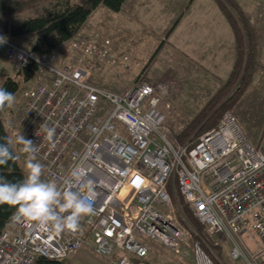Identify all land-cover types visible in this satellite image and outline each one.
Wrapping results in <instances>:
<instances>
[{
  "label": "built area",
  "instance_id": "1",
  "mask_svg": "<svg viewBox=\"0 0 264 264\" xmlns=\"http://www.w3.org/2000/svg\"><path fill=\"white\" fill-rule=\"evenodd\" d=\"M0 37V78L36 67V82L14 112L20 136L34 144L28 154L61 190L97 193L93 212L75 232L12 220L0 234V264L64 260L84 247L114 264H147L150 242L177 255L190 252L194 264H216L178 211L180 196L212 241L233 245L232 260L264 264V132L251 143L228 112L191 147V138L179 142L169 126L173 116L160 109L148 82L122 93L92 82L97 64L116 63L110 40L99 45L97 34L39 55L1 31ZM76 169L84 172L78 184L71 175ZM246 235L260 240L258 252L243 245Z\"/></svg>",
  "mask_w": 264,
  "mask_h": 264
},
{
  "label": "crops",
  "instance_id": "2",
  "mask_svg": "<svg viewBox=\"0 0 264 264\" xmlns=\"http://www.w3.org/2000/svg\"><path fill=\"white\" fill-rule=\"evenodd\" d=\"M235 1L262 36L258 52L259 75L264 72V0ZM95 28H101L108 35H120L118 37L129 43V73H134L129 88L140 80L148 82L155 87L158 96L168 98L177 113L175 116L183 121L192 120L200 113L230 78L235 67V33L216 0H125L120 12L101 6L72 40ZM97 34L90 39H95ZM33 79L35 77L29 81ZM21 80L26 82L23 77ZM16 124L19 129L17 119ZM5 126L9 131L6 122ZM11 134L16 152L15 137ZM190 224L191 229L197 232ZM244 237L252 243L248 247L244 242L248 251L255 253L260 250L261 242L256 236ZM187 254L191 256L190 252L178 256L186 258ZM64 260L65 264H114L89 247Z\"/></svg>",
  "mask_w": 264,
  "mask_h": 264
},
{
  "label": "trees",
  "instance_id": "3",
  "mask_svg": "<svg viewBox=\"0 0 264 264\" xmlns=\"http://www.w3.org/2000/svg\"><path fill=\"white\" fill-rule=\"evenodd\" d=\"M216 1L235 33L237 58L230 78L178 135L180 143L192 137L191 147L198 143L200 137L216 128L226 112L239 103L253 84L260 69L257 62L261 44L259 31L235 0ZM44 4L49 5L50 12L22 22L14 20L29 12L38 11ZM124 4L125 0H0V18L5 22L3 28L7 36L14 41L35 36L31 50L39 55H45L59 50L65 43L72 40L99 7L104 6L113 12H120ZM35 71L36 67L26 68L20 74L23 81L27 82L34 77ZM2 88L16 95L20 89V83L16 79L7 78ZM6 109L7 107L0 109V142H6L5 137L13 140L12 134L6 129L5 122L1 118V113ZM12 151L16 159L9 161L6 166H0V176L6 177L11 182H18L24 179L26 172L19 164L13 145ZM179 203L183 214L204 239L206 228L192 214L181 196ZM14 211V208L0 205V234L12 221ZM215 262L218 264L217 261ZM35 264H65V260L40 257Z\"/></svg>",
  "mask_w": 264,
  "mask_h": 264
},
{
  "label": "rangeland",
  "instance_id": "4",
  "mask_svg": "<svg viewBox=\"0 0 264 264\" xmlns=\"http://www.w3.org/2000/svg\"><path fill=\"white\" fill-rule=\"evenodd\" d=\"M48 12H50V7L48 4H44L38 11L29 12L25 15L15 18L14 20H16L17 22H22L28 18H34L39 16L40 14H44ZM4 25L5 22L2 21L0 18V31L3 33H4V28H3ZM97 33L101 37L100 41H98L99 45L102 44V42L105 39L111 41L112 57L116 60V63L113 66H107L100 63L97 64L94 70L92 71L91 80L96 85H99L100 87H103L107 90L116 93H122L127 89H129V81H131V79L134 77V73L132 74L129 73V43L126 42L121 37H118L120 35L106 34L101 30V28H95L92 31H84L80 33V35L77 36L76 39L79 40L83 38L90 39V37L94 36ZM34 39L35 36H27L18 40L17 43L25 49H30L31 46L33 45ZM62 50L60 48L57 51H62ZM131 60H132V55H131ZM257 75L254 79L253 84L248 89L244 97L239 101V103H237L232 110L226 112V113L228 112L233 113L240 127L242 128L243 132L246 134L250 142L253 144H257L259 142L260 137L264 132V72H261L258 76ZM7 78L16 79L17 81H19L20 89L17 95L15 96V102L13 103V105L11 107H8L7 110H5L1 114V117H3L9 131L13 133L15 137L14 141H15L16 152L21 167L26 172V167H25L26 161L31 155L22 152L21 148L23 146L16 143L17 137L20 136V131L16 124V118L14 117V112L21 101L22 93L24 92V90H26L28 87H30L36 82L35 81L36 78L29 82L28 81L22 82L21 80L22 76L18 77V75H15L13 72L8 71L0 79V88L2 84H4ZM159 98L161 99L159 105L160 109L163 112L167 113L168 115L173 116L170 119L169 126L171 127V129L176 131L178 137V135L181 132H183V130L186 128L187 123L191 120L183 121L180 118H177L175 116L177 115V113H175L174 109L169 104L168 98L166 96H159ZM31 157L33 158L34 162H38L41 165H43L40 159L33 156ZM44 175H45V168L43 165L42 180L47 181ZM178 211L183 213L182 206L181 209H179ZM179 214L180 213H178V216H182ZM248 239H249L248 237H243L242 238L243 244L244 242L248 243V247H251L252 243ZM205 242L207 245L204 244L203 248L209 254V256H211L212 259L217 261L219 264H246L244 260L236 261L231 259L229 252L233 245L229 241L225 240V241L214 242L212 241V238L208 236L207 231H205ZM148 261L149 264H193L190 255L187 254L186 258L180 257L177 254H175L172 250L158 243H150Z\"/></svg>",
  "mask_w": 264,
  "mask_h": 264
},
{
  "label": "clouds",
  "instance_id": "5",
  "mask_svg": "<svg viewBox=\"0 0 264 264\" xmlns=\"http://www.w3.org/2000/svg\"><path fill=\"white\" fill-rule=\"evenodd\" d=\"M5 42L0 37V43ZM15 102V95L0 88V109L11 107ZM51 135V133H49ZM6 142H0V166H6L16 157L12 151V140L5 137ZM16 143L23 145L24 153L34 152V144L19 136ZM24 179L11 182L0 176V205L14 208L12 220H23L30 228L36 227L50 230L54 233L64 231L75 232L79 227L80 219L93 212L97 193L91 189L80 192L68 188L61 190L57 184L42 180L43 165L34 162L30 156L26 161ZM75 183H79L84 175L82 169L71 173Z\"/></svg>",
  "mask_w": 264,
  "mask_h": 264
},
{
  "label": "bare ground",
  "instance_id": "6",
  "mask_svg": "<svg viewBox=\"0 0 264 264\" xmlns=\"http://www.w3.org/2000/svg\"><path fill=\"white\" fill-rule=\"evenodd\" d=\"M4 35L6 36V37H8L9 39H11L9 36H7L5 33H4ZM12 40V39H11ZM12 41H14V40H12ZM14 42H16L17 43V41H14ZM31 50V49H30ZM34 52V51H33ZM12 222V221H11ZM10 222V223H11Z\"/></svg>",
  "mask_w": 264,
  "mask_h": 264
}]
</instances>
